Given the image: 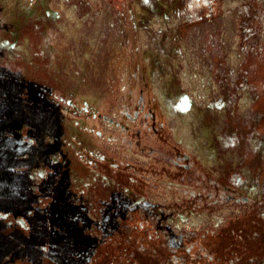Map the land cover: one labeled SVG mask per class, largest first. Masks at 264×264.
I'll return each mask as SVG.
<instances>
[{
    "label": "rangeland",
    "instance_id": "374dc122",
    "mask_svg": "<svg viewBox=\"0 0 264 264\" xmlns=\"http://www.w3.org/2000/svg\"><path fill=\"white\" fill-rule=\"evenodd\" d=\"M263 45L264 0H0V87L14 113L0 138L17 154L24 124L56 178L49 259L111 246L123 254L113 264L137 251L138 264H162L149 255L169 234L249 225L253 255L212 237L204 264H264V99L243 66ZM18 229L0 223V264H32L22 242L9 249Z\"/></svg>",
    "mask_w": 264,
    "mask_h": 264
},
{
    "label": "flooded vegetation",
    "instance_id": "af4514ba",
    "mask_svg": "<svg viewBox=\"0 0 264 264\" xmlns=\"http://www.w3.org/2000/svg\"><path fill=\"white\" fill-rule=\"evenodd\" d=\"M23 132H26V126L20 124L18 131L15 132L17 135H20L18 138L20 143L18 149H21V151L17 154L31 156L30 158L25 159V163L30 168L25 170L24 174H27L28 172L32 174L29 173L26 183H22L20 186L16 187V190L12 194L0 193V223H3V225H14V223H17L19 226L18 232H15L10 238L15 245L14 247L13 243L10 245L14 248L12 249L9 247L11 251H17L16 246L19 245V242H22L21 245L24 249L21 252L26 254V258H28L32 264H36V260L41 255H44L42 264H47V262L55 264L51 259H55L56 256H58V251H54V248L57 245V236L55 231L50 228L52 227L51 224L45 219V207L47 201L46 196L49 194L48 189H51L52 193H55L56 191L57 186H53L56 178L51 175L47 178V174H45L47 170L46 158L41 156L40 151L36 155L30 154L32 147H35L36 150V146H34L29 135L27 133L23 135ZM38 146L40 147V144ZM14 165L17 168L19 163L16 162ZM40 167H42V170H40ZM34 169L37 172L34 171ZM18 175L21 174L18 173ZM1 176L2 174L0 172V177ZM34 179H37V183L34 182ZM16 194L23 195L18 198ZM106 206L110 209L111 203L107 202ZM119 209L125 210L124 207H119ZM247 226L249 225H246V231L248 229ZM246 231L244 229H239L237 232L233 231L230 234H226V231L225 233H223V231H219L218 233L210 232L208 235L202 236L185 234V237H183L181 241L176 239L175 235L169 234L167 237L168 249L162 246L156 254L149 255V257L154 260H161L162 264H204L208 259V256L203 253V251L207 249L204 245H210V239L212 237L216 238V243L218 241L215 248L220 251H222L223 248L222 242L227 241L232 247L229 250L234 249V252H230L237 255V252L239 251L238 249H240L241 246L240 243H243L247 246L245 251L247 255H253L255 237L250 235L251 231L250 233H247ZM106 242L107 241H105L104 244ZM3 246L9 245L4 243ZM39 247H43L41 254H39L40 252L37 249ZM99 247L91 253H84L83 251H78L76 248L77 251L72 252L70 257L75 261V264H81L83 263V260L86 261L85 264H113L114 259H120L123 257L120 249L118 250L114 247L111 248L110 246V249L107 250L106 254L102 255ZM16 256L17 255H15V257ZM49 256L51 259H49ZM35 257H37L36 260ZM234 258L238 257L235 256ZM241 258L243 259V257ZM131 264H138V251L137 253H134ZM216 264H219V262Z\"/></svg>",
    "mask_w": 264,
    "mask_h": 264
},
{
    "label": "crops",
    "instance_id": "0c3cea01",
    "mask_svg": "<svg viewBox=\"0 0 264 264\" xmlns=\"http://www.w3.org/2000/svg\"><path fill=\"white\" fill-rule=\"evenodd\" d=\"M4 98H6V93L4 89L0 87V130H7L3 127H8L11 124L9 123V118L14 114L10 111V107L5 108V106L3 105L4 103H2V100ZM3 116H7V118H2ZM5 137H7L6 134L2 133L1 138L5 140ZM2 144L3 141L1 140L0 172L2 176L0 177V193L12 194L16 190V187L20 186L22 183H26V179L29 177L28 174L30 172H28L27 174H24V172L30 167L25 163V159L27 158V156L14 154V152H12L10 148L2 146ZM16 162L19 163L17 168L14 165L16 164ZM18 173H20L21 175H18Z\"/></svg>",
    "mask_w": 264,
    "mask_h": 264
},
{
    "label": "trees",
    "instance_id": "16d2710c",
    "mask_svg": "<svg viewBox=\"0 0 264 264\" xmlns=\"http://www.w3.org/2000/svg\"><path fill=\"white\" fill-rule=\"evenodd\" d=\"M243 66L246 68L244 74L247 78L246 83L251 89L253 88L255 90L256 102L258 103L260 99H264V45L260 52L251 54ZM233 250H229V252Z\"/></svg>",
    "mask_w": 264,
    "mask_h": 264
}]
</instances>
